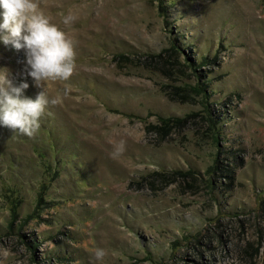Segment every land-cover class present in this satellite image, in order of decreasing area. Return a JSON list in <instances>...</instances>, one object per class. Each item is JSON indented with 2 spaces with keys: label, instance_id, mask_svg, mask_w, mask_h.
<instances>
[{
  "label": "rangeland",
  "instance_id": "rangeland-1",
  "mask_svg": "<svg viewBox=\"0 0 264 264\" xmlns=\"http://www.w3.org/2000/svg\"><path fill=\"white\" fill-rule=\"evenodd\" d=\"M39 4L75 67L0 128V264H264V0Z\"/></svg>",
  "mask_w": 264,
  "mask_h": 264
},
{
  "label": "clouds",
  "instance_id": "clouds-1",
  "mask_svg": "<svg viewBox=\"0 0 264 264\" xmlns=\"http://www.w3.org/2000/svg\"><path fill=\"white\" fill-rule=\"evenodd\" d=\"M72 19L67 16L64 23ZM0 42L24 54L23 79L19 82L0 71V128L31 137L39 130L49 104L45 85L49 81H66L73 74L74 43L45 14L39 0H0ZM29 78L34 86L43 88L35 97L26 94ZM96 255L102 257L103 251Z\"/></svg>",
  "mask_w": 264,
  "mask_h": 264
}]
</instances>
